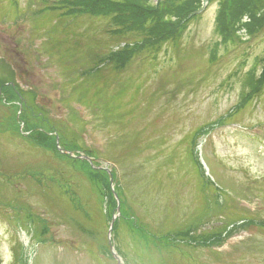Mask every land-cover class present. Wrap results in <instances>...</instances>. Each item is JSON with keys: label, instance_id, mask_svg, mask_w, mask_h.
I'll return each mask as SVG.
<instances>
[{"label": "rangeland", "instance_id": "rangeland-1", "mask_svg": "<svg viewBox=\"0 0 264 264\" xmlns=\"http://www.w3.org/2000/svg\"><path fill=\"white\" fill-rule=\"evenodd\" d=\"M259 4L235 37L219 0L187 1L177 44L94 72L136 36L0 0V264H117L109 241L121 264H264Z\"/></svg>", "mask_w": 264, "mask_h": 264}, {"label": "trees", "instance_id": "trees-1", "mask_svg": "<svg viewBox=\"0 0 264 264\" xmlns=\"http://www.w3.org/2000/svg\"><path fill=\"white\" fill-rule=\"evenodd\" d=\"M187 1L190 3L192 1L200 2V0H181L179 2L176 0H156L155 3L151 4L148 0H59V3L66 8L68 7L67 10L70 15L76 16L86 13L92 17H108L113 23L115 34L136 36L134 41L124 43L118 50H112L106 58L99 60L91 70L95 72L102 69L106 64H112L114 70L123 69L131 57L143 50L153 52L158 49L160 44L167 41L177 44L183 37L188 20L197 13L194 10L197 6H186ZM231 1V6L235 8V11L231 7L227 9L224 2L219 0L221 3L219 20L226 33L231 28L234 36L237 37L238 24L248 31L252 25L256 24V19L259 20L258 18L254 19L253 16L257 14L256 11L260 8L259 3H262L263 0ZM49 8L51 7L49 6ZM56 8V6L53 7V9ZM242 11L253 13L248 18L250 17V20L253 19L255 22H248L245 27V23H241L240 20L236 21L237 14ZM258 11L260 13L261 10ZM262 77L263 73L257 79L259 85H262ZM40 133L41 131L36 134ZM103 172L105 173L104 170ZM94 173L97 179L101 183L103 182L102 188L105 187V175L99 170Z\"/></svg>", "mask_w": 264, "mask_h": 264}, {"label": "water", "instance_id": "water-1", "mask_svg": "<svg viewBox=\"0 0 264 264\" xmlns=\"http://www.w3.org/2000/svg\"><path fill=\"white\" fill-rule=\"evenodd\" d=\"M112 221L113 220H111V223L109 225L108 233H110V229H111V226H112ZM116 259H117V264H120V260L118 258H116Z\"/></svg>", "mask_w": 264, "mask_h": 264}]
</instances>
